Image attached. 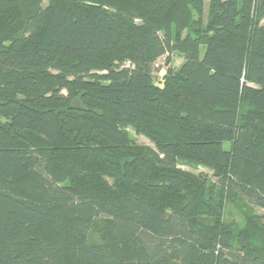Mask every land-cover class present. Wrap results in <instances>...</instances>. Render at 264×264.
I'll return each instance as SVG.
<instances>
[{"label": "trees", "instance_id": "trees-1", "mask_svg": "<svg viewBox=\"0 0 264 264\" xmlns=\"http://www.w3.org/2000/svg\"><path fill=\"white\" fill-rule=\"evenodd\" d=\"M210 9L203 25L202 0H0V264H264V214L235 233L178 168L264 211V0Z\"/></svg>", "mask_w": 264, "mask_h": 264}, {"label": "rangeland", "instance_id": "rangeland-1", "mask_svg": "<svg viewBox=\"0 0 264 264\" xmlns=\"http://www.w3.org/2000/svg\"><path fill=\"white\" fill-rule=\"evenodd\" d=\"M47 5V0H44V6ZM211 0H202V22L203 25L206 24L210 12H211ZM192 16L194 19L197 18V15L195 12H192ZM186 31L182 33V37H185ZM184 61V58L182 55L177 53L172 54H166L159 58L153 67V82L157 86L162 85V81L164 76L166 75L167 71H171L173 73H176L180 66L182 65ZM128 64V62H127ZM97 75L100 77H104L107 72L102 69H98L95 71ZM127 133L129 134L131 140L134 144L137 146H144L152 149L153 151H156L155 145L152 140H150L146 135L142 133H138L137 131H134L131 128H127ZM178 168L181 169L184 172L190 173L194 176H201L203 178H206L209 187L212 188V193L214 195V202H218L220 205L221 210V218L223 222L227 224H231L234 228L235 233L241 230H245L248 222V218L251 216V213H254L256 215H263L264 211L258 208H252V212H250L249 208L245 206V204L240 201H230L226 200L225 198L221 197L220 189L218 188V181L213 176V173L208 168H205L200 165L192 164L190 162L186 161H179L178 162ZM53 227V222L49 221L42 231V234L44 236L50 235V230ZM256 241L260 240V235L255 234ZM63 264H84L82 263L78 258L75 257H69L67 258Z\"/></svg>", "mask_w": 264, "mask_h": 264}]
</instances>
